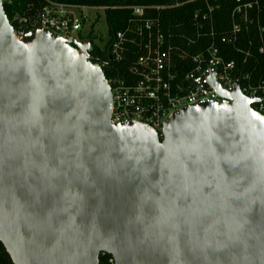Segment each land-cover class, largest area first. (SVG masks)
I'll return each instance as SVG.
<instances>
[{"label": "water", "instance_id": "95a60500", "mask_svg": "<svg viewBox=\"0 0 264 264\" xmlns=\"http://www.w3.org/2000/svg\"><path fill=\"white\" fill-rule=\"evenodd\" d=\"M90 40L19 38L0 0V241L14 264H264V115L189 104L113 123Z\"/></svg>", "mask_w": 264, "mask_h": 264}, {"label": "built area", "instance_id": "2783aa9c", "mask_svg": "<svg viewBox=\"0 0 264 264\" xmlns=\"http://www.w3.org/2000/svg\"><path fill=\"white\" fill-rule=\"evenodd\" d=\"M189 3L196 4L189 23L173 26L161 17L165 9ZM223 6L230 11V25L219 29L216 12ZM92 8L99 7L46 1L31 25L82 41L87 39L84 26ZM263 10L260 0H169L133 6L132 17L107 49L101 42L104 57L97 61L110 72L106 79L112 122L143 120L160 133L167 118L189 104L231 103L232 98L219 91H230L237 83L244 95L257 100L253 107L264 115V75L255 78L226 56L230 51L243 52L242 42L248 39L252 44V35L259 37V52L264 54ZM20 20L15 33L22 38L26 19ZM116 64L125 67L113 68ZM109 262L115 264L113 256Z\"/></svg>", "mask_w": 264, "mask_h": 264}, {"label": "trees", "instance_id": "16d2710c", "mask_svg": "<svg viewBox=\"0 0 264 264\" xmlns=\"http://www.w3.org/2000/svg\"><path fill=\"white\" fill-rule=\"evenodd\" d=\"M46 1H56L62 3H72L86 5L90 7L104 8L106 13V21L108 26V39L107 41L99 36L100 41L104 44V48L107 49L110 43V39L118 31L123 29L129 19L132 17V7L140 4H164L169 0H4L5 12L8 19L12 23L15 30L21 25L20 19H26L24 27L26 31L30 30L31 25L41 7ZM261 5L264 9V0H260ZM195 3H189L178 8H167L162 11L161 17L165 19L170 25H176L180 22H190L195 9ZM229 9L222 7L217 10V24L219 29L229 27ZM264 17V10H263ZM221 27V28H220ZM85 38L89 39L93 44V52L100 57H104V50L101 45L94 44L93 31L88 32ZM261 41L257 35H252V44L249 43L248 39L242 42V51L238 50L230 51L227 53V58L235 59L238 62L240 68L251 71L254 73V77L257 78L260 75H264V54L259 52ZM244 53H250L248 56ZM123 69L124 64L113 65V68ZM106 78L109 77L110 72L104 71ZM160 138H163V132L159 133ZM112 257L111 254L105 253L100 254L99 264H111L109 259ZM0 264H14L9 253L6 251L3 243L0 241Z\"/></svg>", "mask_w": 264, "mask_h": 264}, {"label": "rangeland", "instance_id": "374dc122", "mask_svg": "<svg viewBox=\"0 0 264 264\" xmlns=\"http://www.w3.org/2000/svg\"><path fill=\"white\" fill-rule=\"evenodd\" d=\"M88 21L84 26L86 33L93 31L94 36L107 39L108 26L106 21V13L104 8H92L87 11ZM101 42V41H100Z\"/></svg>", "mask_w": 264, "mask_h": 264}, {"label": "flooded vegetation", "instance_id": "af4514ba", "mask_svg": "<svg viewBox=\"0 0 264 264\" xmlns=\"http://www.w3.org/2000/svg\"><path fill=\"white\" fill-rule=\"evenodd\" d=\"M91 42V41H90ZM92 44V42H91ZM94 44L96 45H102V43L100 42V39L98 38H94ZM93 52V44H92V49L90 50V53L98 58H100V56L96 55L95 53H92Z\"/></svg>", "mask_w": 264, "mask_h": 264}]
</instances>
